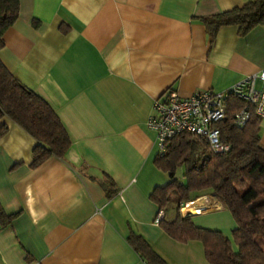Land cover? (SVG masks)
I'll return each mask as SVG.
<instances>
[{"label":"crops","instance_id":"obj_1","mask_svg":"<svg viewBox=\"0 0 264 264\" xmlns=\"http://www.w3.org/2000/svg\"><path fill=\"white\" fill-rule=\"evenodd\" d=\"M250 1L20 0L0 60L51 106L72 146L33 167L37 141L6 120L0 264H149L131 235L168 264H209L202 242L181 243L155 224L161 209L151 196L170 180L148 123L169 91L223 92L264 68V25L245 36L225 26L213 37L201 21ZM207 201L183 216L222 232L215 216L232 215L209 193L196 204Z\"/></svg>","mask_w":264,"mask_h":264},{"label":"trees","instance_id":"obj_2","mask_svg":"<svg viewBox=\"0 0 264 264\" xmlns=\"http://www.w3.org/2000/svg\"><path fill=\"white\" fill-rule=\"evenodd\" d=\"M20 14V0H0V51L5 33ZM207 33L215 36L225 26H238L242 36L264 25V0L201 19ZM227 118L221 124V139L231 151L215 154L208 141L191 133L175 137L167 152L156 158L157 167L169 178L151 198L166 213L176 212L172 222L161 223L166 233L181 243L202 242L209 264H264V147L262 121L252 111L244 128L234 125L236 113L245 103L231 98ZM11 120L36 141L32 166L50 158H63L72 142L60 118L38 94L17 80L0 60V140L9 132ZM181 177H178L179 172ZM217 197L231 213L232 238L219 230L201 228L181 209L205 194ZM0 216L2 212L0 210ZM130 244L149 264H168L141 236L131 235Z\"/></svg>","mask_w":264,"mask_h":264},{"label":"built area","instance_id":"obj_3","mask_svg":"<svg viewBox=\"0 0 264 264\" xmlns=\"http://www.w3.org/2000/svg\"><path fill=\"white\" fill-rule=\"evenodd\" d=\"M231 98L245 103V107L235 115V127L244 128L252 111L264 122V68L223 92L206 90L182 97L177 92L169 91L164 100L156 101L148 126L157 135L159 155H164L170 142L183 133L206 139L215 154L229 153L231 147L222 141L220 126L227 118V103ZM196 202L186 204L181 214L186 215L184 210L195 206L202 210L210 206L209 201L200 205ZM165 217V211L160 210L155 224L161 225Z\"/></svg>","mask_w":264,"mask_h":264},{"label":"rangeland","instance_id":"obj_4","mask_svg":"<svg viewBox=\"0 0 264 264\" xmlns=\"http://www.w3.org/2000/svg\"><path fill=\"white\" fill-rule=\"evenodd\" d=\"M181 175H182V172L180 171L178 177H181ZM212 206L214 207L213 203H212ZM170 211H172V210H170ZM228 213H229V211H228ZM215 217H217L219 219V221H217L216 224H218L221 227L222 232L228 238H232V230L235 228V225H236L234 219H232V217L230 216L231 218H229V219L225 218V219L221 220L222 215L219 216L220 218L218 216H215ZM205 219H207V217H201V218H197V221L201 222V221H205ZM214 220H216V219H214ZM212 221L213 220L211 219L210 222H212ZM208 222H209V220H208Z\"/></svg>","mask_w":264,"mask_h":264},{"label":"bare ground","instance_id":"obj_5","mask_svg":"<svg viewBox=\"0 0 264 264\" xmlns=\"http://www.w3.org/2000/svg\"><path fill=\"white\" fill-rule=\"evenodd\" d=\"M185 210H187V209H185ZM185 210H184V212H185ZM190 210H191V212H193V213H198V212H199V211L196 210V209H194V210L190 209Z\"/></svg>","mask_w":264,"mask_h":264}]
</instances>
